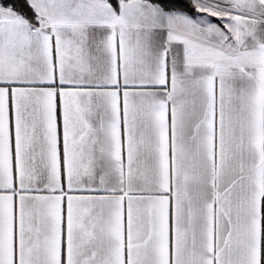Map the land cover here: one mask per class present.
<instances>
[{"label": "crops", "instance_id": "crops-1", "mask_svg": "<svg viewBox=\"0 0 264 264\" xmlns=\"http://www.w3.org/2000/svg\"><path fill=\"white\" fill-rule=\"evenodd\" d=\"M29 1L0 13V264H264V0Z\"/></svg>", "mask_w": 264, "mask_h": 264}, {"label": "trees", "instance_id": "trees-1", "mask_svg": "<svg viewBox=\"0 0 264 264\" xmlns=\"http://www.w3.org/2000/svg\"><path fill=\"white\" fill-rule=\"evenodd\" d=\"M6 5H10L14 12L28 19L32 23H37V13L29 0H0ZM116 8H119L120 0H109ZM161 5L166 10H182L190 14H199L192 0H149Z\"/></svg>", "mask_w": 264, "mask_h": 264}, {"label": "rangeland", "instance_id": "rangeland-1", "mask_svg": "<svg viewBox=\"0 0 264 264\" xmlns=\"http://www.w3.org/2000/svg\"><path fill=\"white\" fill-rule=\"evenodd\" d=\"M194 5L197 7V9L200 11L202 10V5H199L195 0H192ZM204 11L208 12L209 14H212V11H216V8H212L210 6H205ZM0 13H14L13 8L10 5H6L3 2L0 1Z\"/></svg>", "mask_w": 264, "mask_h": 264}]
</instances>
